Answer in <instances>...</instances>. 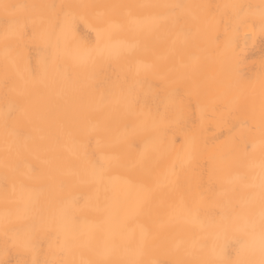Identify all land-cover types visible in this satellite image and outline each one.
Here are the masks:
<instances>
[{
	"label": "bare ground",
	"instance_id": "6f19581e",
	"mask_svg": "<svg viewBox=\"0 0 264 264\" xmlns=\"http://www.w3.org/2000/svg\"><path fill=\"white\" fill-rule=\"evenodd\" d=\"M0 264H264V0H0Z\"/></svg>",
	"mask_w": 264,
	"mask_h": 264
}]
</instances>
